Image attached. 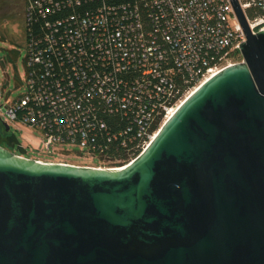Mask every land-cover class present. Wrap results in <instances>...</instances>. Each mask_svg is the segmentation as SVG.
I'll use <instances>...</instances> for the list:
<instances>
[{
	"label": "water",
	"instance_id": "95a60500",
	"mask_svg": "<svg viewBox=\"0 0 264 264\" xmlns=\"http://www.w3.org/2000/svg\"><path fill=\"white\" fill-rule=\"evenodd\" d=\"M231 2L244 60L130 162H43L0 137V264H264V29Z\"/></svg>",
	"mask_w": 264,
	"mask_h": 264
},
{
	"label": "built area",
	"instance_id": "2783aa9c",
	"mask_svg": "<svg viewBox=\"0 0 264 264\" xmlns=\"http://www.w3.org/2000/svg\"><path fill=\"white\" fill-rule=\"evenodd\" d=\"M25 1L26 23L56 13L64 2L90 4L85 12L47 19L41 31L27 26L25 90L9 105L7 120H0L40 130L49 152L101 160L107 154L97 139L107 127L101 114L126 109L138 126L133 140L143 151L156 135L148 130L157 114L165 121L183 101L179 92H192L244 60L240 43L246 34L231 0ZM239 1L252 31L264 29V0Z\"/></svg>",
	"mask_w": 264,
	"mask_h": 264
},
{
	"label": "rangeland",
	"instance_id": "374dc122",
	"mask_svg": "<svg viewBox=\"0 0 264 264\" xmlns=\"http://www.w3.org/2000/svg\"><path fill=\"white\" fill-rule=\"evenodd\" d=\"M26 1L25 0H0V120H7V110L11 103L15 102L25 90L27 54L26 39ZM185 92L181 101L189 95ZM180 103V102H179ZM178 103V104H179ZM161 121L160 127L163 124ZM159 127V128H160ZM21 143L27 148V156L30 158H52L58 161L72 162L79 165L114 167L110 160L90 157L88 155L78 157L74 152L66 151L58 153L49 152L44 148L43 133L19 120L11 125ZM158 131V130H157ZM52 146V150L56 149ZM73 150H79L78 146L65 145ZM61 152V150H58Z\"/></svg>",
	"mask_w": 264,
	"mask_h": 264
},
{
	"label": "trees",
	"instance_id": "16d2710c",
	"mask_svg": "<svg viewBox=\"0 0 264 264\" xmlns=\"http://www.w3.org/2000/svg\"><path fill=\"white\" fill-rule=\"evenodd\" d=\"M89 6L90 4L85 1H82L81 3L73 1L71 5L64 2L61 10H58L50 16L48 15L45 18L41 15L34 16L33 22L26 23V28L31 25L36 28V31H41V26L45 24L47 19L54 22L57 18H64L72 13L85 12ZM248 12L250 15L256 13L254 8L249 9ZM184 93L185 92H179L178 97H182ZM94 102L96 106H98V100H95ZM101 116L107 124L106 128L99 130L97 136L98 141L106 145L107 154L101 156L102 159L110 160L113 163V166H121L130 162L142 152V145L137 146V140H133L137 134L138 126L134 123V118L130 109L121 110L115 113L102 112ZM162 120V114H157V117L152 122L148 131H157ZM130 125H132V129L120 136V131H126ZM142 139L143 138H141L140 141H142Z\"/></svg>",
	"mask_w": 264,
	"mask_h": 264
},
{
	"label": "flooded vegetation",
	"instance_id": "af4514ba",
	"mask_svg": "<svg viewBox=\"0 0 264 264\" xmlns=\"http://www.w3.org/2000/svg\"><path fill=\"white\" fill-rule=\"evenodd\" d=\"M11 128L9 130H7L4 122H0V137L1 138H5L6 136H8L9 134H11ZM3 146L11 148L7 143L3 142ZM15 152H17L15 149H13Z\"/></svg>",
	"mask_w": 264,
	"mask_h": 264
},
{
	"label": "bare ground",
	"instance_id": "6f19581e",
	"mask_svg": "<svg viewBox=\"0 0 264 264\" xmlns=\"http://www.w3.org/2000/svg\"><path fill=\"white\" fill-rule=\"evenodd\" d=\"M176 108L170 111L169 116L175 111Z\"/></svg>",
	"mask_w": 264,
	"mask_h": 264
}]
</instances>
